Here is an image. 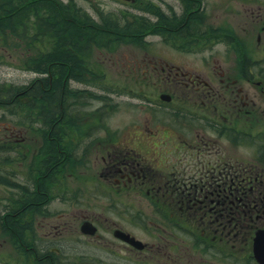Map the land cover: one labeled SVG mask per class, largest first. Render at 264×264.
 <instances>
[{"label":"flooded vegetation","instance_id":"af4514ba","mask_svg":"<svg viewBox=\"0 0 264 264\" xmlns=\"http://www.w3.org/2000/svg\"><path fill=\"white\" fill-rule=\"evenodd\" d=\"M256 1L254 8L245 5L246 15L239 22L247 26V31L239 37L232 31L234 75L223 70H218V77L215 73L204 75L164 58L160 63L151 57L144 61L151 76L145 72L143 76H159L165 88L158 94L169 96V105H176L169 110L177 116L172 121L160 113L163 102L145 92L139 82L137 95H128L137 103V117L127 122L126 138L133 141L126 146L108 129L107 134L100 129L74 133L73 129L85 121L84 106L91 111L86 117L93 120V125L98 126V121L110 124V113L102 112L109 105L101 110L95 103L94 81L86 80L82 93L75 89L80 83L72 86L61 82L79 99L90 95V104L77 99L68 102L61 95L55 111L45 118L46 123L53 122L45 123L41 130L43 124L37 119V130L44 132V138L38 136L35 152L27 148L32 138L27 131L32 126L31 118L28 121L16 116L18 123H12L10 134L4 135L7 142L2 140L5 121L0 120V152H9L3 151L0 161L4 166H16V174L10 167L0 172V183L10 189L5 191L7 199L17 205L12 207L8 200L0 206V258L4 262L261 264L252 247L255 233L264 228V2ZM251 33L254 36L249 38ZM43 89L51 92L48 87ZM19 94H14L13 103L21 99ZM181 101L192 105L182 112L179 108L187 104ZM45 102L46 108L39 106V110L48 113L51 107ZM23 121L26 127L17 128ZM216 125L220 136L212 133ZM235 125H240L243 161L238 157L232 161L224 149H213V142L221 136L231 140L229 132L239 130ZM172 129L177 131L175 138L156 139ZM70 135L77 136V144L85 140L99 153L96 157L100 156L96 159L92 155L95 160L91 159L82 172L93 181L92 188H86L84 196L77 198L72 186L75 175L71 162L76 158L70 152ZM41 146L44 149L39 151ZM95 185L98 187L94 189ZM52 194H56L51 200L55 204L44 207L43 201ZM59 200L65 206L58 210ZM117 200L122 206H136L142 218L106 225L107 201L117 206ZM76 207L83 210L79 215H75ZM84 223L92 224L94 232L81 231ZM145 223L150 230L143 239L133 228ZM116 230L140 240L139 244L117 238ZM78 238L91 246L88 254H83Z\"/></svg>","mask_w":264,"mask_h":264},{"label":"rangeland","instance_id":"374dc122","mask_svg":"<svg viewBox=\"0 0 264 264\" xmlns=\"http://www.w3.org/2000/svg\"><path fill=\"white\" fill-rule=\"evenodd\" d=\"M60 1L66 4L68 1L72 0ZM184 1L191 2L192 0H73V2L77 4V6H80L81 9H83L82 12L86 14H91L90 16H92L93 18H98L99 20L104 17L107 20L114 19V21L120 26H126L128 29L130 25H132L131 23L139 22L142 19L139 16V14L141 13L134 12V10L128 7V4L136 7L138 10H143L147 9V7H152L149 8V12H159L160 15H162L163 13L170 12H165L159 7L153 8V6L160 5V7H162L164 10L173 8V10H178L179 12L184 10L186 12L191 13H200V21L208 25L203 27L205 29L204 32L195 31L194 33L199 34L196 37L188 36V38L192 41L191 44L177 43V49H175L173 46L165 45V43L163 44L160 40V35H153L150 30L146 31V27L143 26L139 28V31L145 32L142 34V38L147 39V41L149 39L150 42L148 44L141 38L140 42L138 40L125 41L124 43L115 44L114 48L110 47L109 50H107L106 48H99L95 50L93 53L94 55L92 60L86 58V60H88L89 62L93 61L92 65H89V68L93 69L97 73L95 79L93 80L94 82L98 83L97 88L95 89L96 92L94 90V92L98 94V98L95 103L99 105L100 109L105 108V106L109 105V107H107V110H109L111 106L112 110L110 111V114L113 117L109 120L110 124L105 125V123L98 121V126L93 125L91 123L92 119H88L86 117V115L91 113V111L89 108L84 106L82 110L85 117V121L83 120L79 124L80 126L83 127L84 125H86L89 129L87 131L90 132L95 129H100L102 132H105V134H107L105 130L108 129L112 132L111 134H116L117 139L120 138L121 140L125 139L126 136L128 137L129 134L127 131L129 130V127L127 125V122L132 116L137 117V113L134 111L136 108L133 109L132 107H130L131 104L137 105V103H135L134 99L130 98L128 95H137L136 92L137 86H139V82L144 85L143 90L145 92L149 94H154V96L158 94V90L165 88V85L162 82L160 83L159 76L154 77L153 75L152 79H147L143 76V72H145L148 77L151 76L148 74L147 65H145L144 63V61H147L150 57L152 58L153 62H156V59L158 63L161 62L162 58L168 59L171 62L173 61L180 67L186 68L193 72L196 71L199 73H203L204 75H212L213 73H216L215 76L218 77L219 73L214 72L218 70H223L225 73L228 72V74H230L231 76L235 74L234 54L233 49L231 48L232 45L226 43L227 40L226 38H224V36L220 37L217 41H214L212 37L217 35L214 34V32L216 31L232 36L233 30L236 31V33L234 31L233 32L234 34H236L237 37L241 36L244 32L247 31V26L246 28H244V23H239L244 20L243 18L246 15V12L244 11L246 7L245 5L249 3V6L251 8H254L256 6L257 1L249 0L248 2L247 0H194V2L196 1L198 5L193 4L192 6H189L187 2L185 3ZM261 1L264 2V0ZM7 2L8 0H0V5L3 6L5 4H9V2ZM202 3L205 12L202 11V9L201 11L204 12V16L202 15L199 9V4ZM262 7L264 8V5H262ZM44 9L45 8L43 7H39L37 9L39 15L37 14L38 17L35 19L36 22L34 23V27L32 29L29 26L33 23V17L22 18L20 21H18L19 25H14L15 28H0L1 93L7 92L9 89L12 90L16 87L22 89L19 85H24V83L30 81L31 78L36 77L38 74H35L34 72H32V70H28L27 68H25L24 65H28L29 63H27V61L34 59V56L38 54V48L40 50L43 42L46 41L50 44V40L61 39L60 37H57V39H52L48 36V33H45V31H49L50 28H55L53 27L55 25L50 23V19L47 16L49 14L44 15L47 11H43ZM69 11L71 12L72 10L69 8ZM208 28L212 29L213 31L207 30ZM56 29L59 30L58 27H56ZM56 29L54 32L51 31L50 33H56ZM253 36L254 33L248 35L249 38ZM101 87H104V89H101ZM11 93L12 91H10V94ZM10 94L5 96H8L9 98ZM102 96H104L105 98L103 99ZM124 102H126V104ZM14 103L19 106L21 104L22 106L24 101H14ZM186 104V106H181L179 108L182 112L187 111L188 105H192L188 101H186ZM21 108L25 107L22 106ZM159 110L160 113L167 114L172 119V121L176 120L174 117L177 116V114L171 113L169 107L166 108L163 105L162 108H160ZM1 112L2 109H0V120L5 121L3 122L2 127V131L4 132L2 140L6 141L4 135L10 134L9 131H11L13 125L15 124V122H17V120H14V117L6 115L5 113H3L2 115ZM102 112L105 111L102 110ZM37 113L43 115L40 116L41 118L38 116L37 118H33L32 122H30L29 124L30 126H32L29 127L30 129L27 130L31 131L32 136L30 144L27 145V148L30 152H35L34 146H37L38 141L44 138V132L37 130V127L40 124H37V119H41V124L43 125H40V129L42 130V127L47 121V119L45 118L48 117V113H44L43 110H38ZM29 117L33 116L30 115ZM198 124L203 125L202 122H199ZM23 126L26 127V122H23V125H20L17 128H24ZM235 126L238 127L237 125ZM262 126H264V124H262ZM113 127H116L118 131L116 129L114 130ZM213 128L215 129H213L212 133L215 136H220V134L217 133V125L213 126ZM73 130L74 133L80 131V129L78 128H74ZM168 132L169 133L167 134L172 136L171 138H173V136L175 137L177 133L176 131V133L174 134V129ZM185 134H188V131H186ZM34 135L37 137L36 140L33 139ZM38 136L40 139L38 138ZM1 143L2 142H0V145ZM92 143H94V141H92L91 144ZM237 143V141L236 143L233 142L232 139L230 141H227L224 136H221V140L213 142V149L214 151H217L216 149H224L225 153H227L232 158V161L236 160V157H238L239 160L243 161L242 145H239ZM69 148L72 156L76 158L75 161L73 160L71 162V166L73 175H75L72 180V186H74V195L77 198L80 196H84L86 188H92L90 184L93 181L88 177H84L85 175L83 176L82 172L86 171L85 169H87V164H89L91 159L93 161L95 160L92 155L96 157V155H98L99 153L90 149L85 140L82 139L80 140L79 144L75 142H73V144H70ZM43 149L44 148L41 146L39 148V151ZM112 149H114V147ZM102 151L105 152L104 150ZM2 152H0V155ZM5 153L8 154L9 152L4 151L3 154ZM99 157L100 156L96 157V159H99ZM6 165L7 166H4L0 161L1 173H4L7 170L6 168L10 167V170L16 174V166L14 164L9 165L8 163ZM1 173L0 175H2ZM13 179L16 180L17 178H14L13 176ZM2 181L4 182V180ZM5 187L6 185L1 182V207H3V205H6L8 200L11 203V200L7 199L8 195L7 192H5L7 188ZM97 187L98 185L93 186L94 189ZM14 195L17 196L15 190ZM55 196L56 194H52L49 196V198H45V200L43 201V206L47 207L50 205L51 207L52 205H54L55 202H51V200ZM107 202H110V204L106 207L108 208V211L105 215V218L107 219L106 225H110L114 222L120 221H122L123 223H129L126 218H129L130 220H132V222L137 221V219L134 220V218H142L140 217L142 213L139 214L138 208L134 205H129L126 203L122 206L117 200V206H113L111 201ZM64 204L62 200L57 201V209L59 210L61 208H64ZM11 205L12 207L17 206L16 204L12 203ZM82 211V209L77 207L74 210L75 215H79V213H81ZM147 223H145L144 225L142 224V227L138 225L133 228L135 230L134 232L140 235L143 239L147 237L146 233L150 230ZM77 242L82 245L83 254H88L89 250L91 249V246L87 244L84 240L81 241V239L79 238ZM16 253L17 252H15L14 255L15 258H17ZM3 259L4 258H0V264L9 263L8 261L4 262Z\"/></svg>","mask_w":264,"mask_h":264},{"label":"trees","instance_id":"16d2710c","mask_svg":"<svg viewBox=\"0 0 264 264\" xmlns=\"http://www.w3.org/2000/svg\"><path fill=\"white\" fill-rule=\"evenodd\" d=\"M8 2L9 4H5L3 6L0 5V28H15L14 25H19L18 21H20L22 18L33 17V23L29 26L32 29L34 27V23L36 22L35 19L38 17L37 14L39 15L37 9L39 7H43L49 11V15L47 16L50 19V23L56 25L55 28H50L49 31H45V33H48V36L53 39H57V37L61 38L55 40L58 41L61 46L59 50H57V52L50 53V56L46 61L47 63L45 61L39 62L40 59L35 58V62H32V64L30 65V69H32V71L36 70L40 72H46L47 68L43 67L42 69V66H46L47 64L50 66L59 67L61 69V72L65 73L64 71L67 69V67L73 65V62L69 59V56L72 55V52H77V54L75 55L76 59L80 57L87 58V56L94 53V51L97 50L98 47L114 48L115 44L124 43L125 41L138 40L140 42L143 36L142 34L145 33L139 31V28L141 27L133 28L132 25H130L129 29L126 26L122 27L118 23H116L114 19L107 20L104 17L105 19L102 18L100 20H95V18H93L92 16L82 12L83 9H81L80 6H77V4L73 1H68L66 5L63 4V8L60 9L62 13L58 11L59 3L62 4L60 0H8ZM184 2H187L189 6H192L193 4L195 5L194 0H192L191 2ZM69 8L72 10L71 12L69 11ZM202 11L205 12V10L203 9ZM202 11L201 13L204 16V12ZM184 19H186V23L182 22ZM172 20V18L166 20L168 22L167 25L169 24V27L172 26L174 28V31H176L179 36L171 37V39L170 37H165L164 39H166L168 41L167 43L170 45H177V43L190 44L187 41V37H193L195 31H201L200 29H197V26L201 27L200 13L193 12L188 14L187 17L186 15L181 16L177 19L176 23H174ZM140 22L141 21H139L138 23ZM143 26H145L144 23L142 27ZM205 26L208 25H204L202 27ZM56 27H58L59 30H57ZM55 29L57 30L56 33L51 34L50 32H54ZM207 30L210 29L208 28ZM204 31L205 29H203V32ZM217 33V31L214 32L215 35ZM83 44H86L87 46L85 48L87 50L84 52H78L74 49L69 48L74 47L75 45L77 49H80V46H82ZM59 55H61V57ZM50 73L51 76L46 80H49L53 85H59V82L62 81V73L58 72L57 78V72L50 70ZM36 80H40L39 83L37 81V85L39 86L41 83V78H37ZM57 105L58 101H56V106Z\"/></svg>","mask_w":264,"mask_h":264},{"label":"bare ground","instance_id":"6f19581e","mask_svg":"<svg viewBox=\"0 0 264 264\" xmlns=\"http://www.w3.org/2000/svg\"><path fill=\"white\" fill-rule=\"evenodd\" d=\"M194 3L197 4L196 1ZM63 4L64 3H62V4L59 3V5H58L59 9L58 8L57 9L60 13H62L60 9L63 8ZM64 5H66V4H64ZM128 7L130 9L134 10V12H137V13L140 12L141 13V14H139V16L142 18L141 22L140 23L136 22L135 24H132V27L133 28H139V27H142V25L144 23L147 30H150V32L153 35H155V36L160 35V37H161L160 40L163 44L168 42L166 39H164L165 37H170V39H171V37H178L179 36V34L176 31H174V28L172 26L169 27V24L167 25L168 22L166 20L172 18L173 19L172 21L174 23H176V21L179 17L184 16V15H186V17H187V15L191 13V12H186L184 10L179 12L178 10H173V8H170L168 10H164L162 7H160V5L153 6V8L159 7L163 11L170 12V13H163L162 15H160L159 12L158 13L149 12V8H152V7H147V9H143V10H138L136 7L131 6L130 4H128ZM45 10H47V9H44L43 11H45ZM180 10H182V9H180ZM48 13H49V11L47 10L46 14H44V15H47ZM182 22L186 23L187 21H186V19H184ZM204 25H206V24L201 22V27L197 26L198 27L197 29H200L203 32L204 28L202 26H204ZM55 26H53V27H55ZM197 35H199V34L194 33L193 37H196ZM223 36L227 40L226 43L231 44L232 45L231 48L233 49V42H232V36L231 35H229V34L227 35V34H224L222 32H218L217 35L212 37V38L214 39V41H217V39H219L220 37H223ZM143 40L147 44L150 42L149 39H148V41L145 38ZM50 41H51L50 44H49V42H46V41L42 43V47L40 48V50H39V48L37 50L38 54L34 56V59L27 61V63H29V64L28 65L25 64L24 65L25 68H27L28 70H32V69H30L31 68L30 65L32 64V62H35V58L40 59L39 62L40 61L46 62L48 60V57L50 56L51 52H57V50H59V48L61 46L58 43V41H55V40H50ZM187 41L190 44L192 43V41L188 37H187ZM86 44H83L82 46H80L81 47L80 49H77L75 47V45H74V47H69V48L74 49L78 52H84L87 50V49H85L87 47ZM99 48H101V47H98V49ZM106 49L109 50L110 48L106 47ZM76 54H77V52L74 51V52H72L73 56L72 55L69 56V59L73 62V65L68 66L67 69L64 71L65 73H62L61 69L59 67L50 66V65L46 64V66H42V69H43V67L47 68L46 72H40V71H36V70L34 71L33 70L32 72H34L35 74H38V75L34 78H31L30 81H28L27 83H24V85L23 84L19 85L20 88H22V89H19L18 87H16V88H13L12 90H10L8 87L9 90L7 92H2V93L0 90V109H2L1 114L3 115V113H5L6 115L12 116V117H14V120H15L16 116H21V118L23 120L25 118H29V119H27L29 121L30 118L33 119L35 117L37 118V116L40 117V115L37 113L38 110L40 109L39 106L42 108H46L44 103H43V101H46V102H49L50 107H51L47 110L48 116H49L55 111L54 105H56V101H58V103L60 102L59 99L62 98L61 95L62 96L65 95L64 98L68 102H71L72 100L77 99V101H79L80 103L90 104L89 103L90 95H82L81 99H79L78 95L75 94V91L74 92L70 91L69 88H68V91H66V88L62 84V83L69 84V85L72 84V86H73L76 83H80V86H78V87L76 86L75 89H76V92L82 93V87L84 86V82L86 81V79L91 78V76L97 74L93 69L89 70V65H92L93 61L89 62L84 57L83 58L80 57V58L76 59L75 58ZM93 55H94L93 53L88 55L87 59L92 60ZM59 56L61 57V55H59ZM49 69L57 72L56 78L58 76V72L62 73L61 74V78H62L61 82L62 83L59 82V85L58 84L53 85L50 83L49 80H46L48 77L51 76ZM214 72H218V71H214ZM37 78L38 79L41 78V83L39 86L37 85V81H38V80H36ZM39 81H38V83H39ZM21 86H24V87H21ZM45 87L46 88L48 87L52 93L50 94L49 91H47L46 89H43ZM90 87L91 86H89L88 90L90 93H92V91H90ZM10 91H12L11 94H10ZM15 93H20L19 95H21V99L19 101H24L22 106L25 108H21L22 107L21 104L19 106L16 103L12 102ZM9 94H10L9 98H8V96H5V95H9ZM22 97H24L23 98L24 100L22 99ZM2 100H3V102H2ZM25 100H26V102H25ZM158 100H159V102H160V100H162L163 105L166 108L169 107V109L174 110V107H176V105H174V106L169 105L168 97L166 95H163ZM181 102H184V101H181ZM124 103L126 104V102H124ZM185 103H186V101L184 102V104ZM165 105H167V106H165ZM130 107L136 108V105L131 104ZM33 110H35V111H33ZM111 110H112V107L110 106L109 110L105 109V112L107 111L108 113H110ZM99 113H100V110H99ZM30 115L33 116V118L29 117ZM110 117L112 118L113 116H111V114H110ZM23 122L21 125H23ZM50 122H53V121H49V123ZM40 123H41V119H40ZM49 123H46V125H48ZM58 123H59V121L54 122V126H56ZM91 123L93 124V120H91ZM129 124H130V122L127 123L128 126H129ZM151 127L152 126H150V128ZM83 128L86 130H89L86 125H84L83 127L78 126V129H80V130H82ZM167 133H169V132H163V134H162L163 136L157 137L156 139L157 140H161V139L164 140V139L171 138L172 136H170ZM175 133H176V131L174 132V134ZM175 137L173 136V138H175ZM76 138H77L76 135H70V138H69L70 144H73V142L75 141ZM121 141H122L121 143L124 146H126L127 144H130L133 140H131V139L129 140L128 138H125V139H122Z\"/></svg>","mask_w":264,"mask_h":264},{"label":"water","instance_id":"95a60500","mask_svg":"<svg viewBox=\"0 0 264 264\" xmlns=\"http://www.w3.org/2000/svg\"><path fill=\"white\" fill-rule=\"evenodd\" d=\"M123 237L126 239L125 236H123ZM263 239H264V231H261L258 234V236L255 238V242H254V247L255 248H254V250H255L256 258L261 260L263 262V264H264V256L262 255V247L264 248ZM134 243H137V242H134Z\"/></svg>","mask_w":264,"mask_h":264}]
</instances>
